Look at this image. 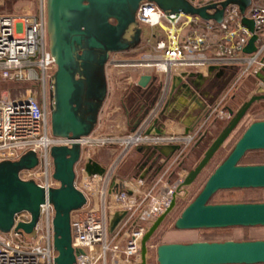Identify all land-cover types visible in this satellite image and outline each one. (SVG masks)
I'll list each match as a JSON object with an SVG mask.
<instances>
[{"label": "water", "instance_id": "obj_1", "mask_svg": "<svg viewBox=\"0 0 264 264\" xmlns=\"http://www.w3.org/2000/svg\"><path fill=\"white\" fill-rule=\"evenodd\" d=\"M147 2L157 5L170 20L186 16L218 24L224 22L227 9L236 6L241 15V26L251 34L243 52L246 55L258 52L259 35L256 33L255 22L246 15L253 0H219L203 5H197L191 0H45L47 45L56 64V70L49 79L53 136L80 140L97 130L109 95L107 65L112 55L128 53L141 46L145 31L138 20V11ZM227 67L210 66L208 77L201 72L174 75L170 80V93L179 91L196 99L203 95L200 87L209 81V75L215 71L221 75ZM256 77L261 82L259 93L252 95L237 109L226 107L228 122L207 147L200 161L187 172L166 211L146 231L141 243V264L149 263L150 243L175 210L181 194L197 182L253 106L264 102V67L256 73ZM156 80L151 75H143L137 85L140 89H147L149 83L155 85ZM163 89L164 83L159 84L151 105L141 107L131 133L136 132ZM223 90V86L217 89L214 98L208 104H200V109L207 111ZM169 105L170 100L146 135L164 134L160 119L164 118ZM204 140L205 136L195 147ZM136 150L142 155L139 169L143 170L151 162L148 170H154L156 177L181 150V146H138ZM256 151H264V121H256L245 130L227 158L176 220L175 229L264 227V202L211 204V200L220 191L264 189V164H241L249 153ZM51 156L54 163L53 177L60 186L47 191L35 180L20 177L22 171L37 168L39 158L35 152L29 151L15 161L0 162V232H11L16 215L26 211L31 214V221L18 224L15 231L28 238H35L41 206L48 201L55 210L53 233L57 257L54 264H77V256L84 251L73 247L71 219L72 214L83 209L88 202L84 192L76 185V166L81 159L82 148L78 143L72 147H54ZM162 158L164 161L160 163ZM85 172L90 177H104L107 168L90 158L85 165ZM112 185H115V180ZM121 188L124 189V186L121 185ZM127 215L128 211L123 210L111 216V234ZM156 254L158 264H264V240L162 244L158 246Z\"/></svg>", "mask_w": 264, "mask_h": 264}, {"label": "built area", "instance_id": "obj_2", "mask_svg": "<svg viewBox=\"0 0 264 264\" xmlns=\"http://www.w3.org/2000/svg\"><path fill=\"white\" fill-rule=\"evenodd\" d=\"M27 7L29 11L37 10V15L27 13L16 17L0 13V69L5 71L4 76L8 78L14 79L17 76L33 78L34 71L31 68L38 66L42 71L43 88L46 90L49 79L56 70V64L47 45L45 0H27ZM246 15L255 22L256 33L259 35V49L253 55H246L243 52L251 34L241 26V15L236 6L227 9L225 20L221 24L191 17L196 20L195 27L198 28L183 37L182 30L176 29V27L180 23L184 26L182 21L188 17L180 16L170 20L157 5L144 3L138 11V20L144 31L151 33L152 37L156 38L154 49L160 54L158 57L150 59L153 63L151 65L147 63L148 56H145L140 63L132 64V62L114 59L115 54L109 60L107 71L108 68L119 69L126 66L151 67L155 68L158 73L166 74L167 79L171 80L174 75L207 72L210 66L245 63L244 73L231 84V88H235L244 74L250 72L249 70L255 65H260V68L254 74L264 67V0H253ZM154 28L159 29V34L152 33ZM210 36L217 37V40L211 41ZM160 64L166 65L167 69L159 71ZM169 91L168 84L136 132L124 142L120 141L125 146L123 155L114 162L110 169H107V174L104 177L88 176L85 172V165L90 158H93L95 150L105 146L119 145L115 139L102 137L98 133V128L90 136L80 140L53 136L50 109L47 104L42 105L33 96L9 98L0 95V162L15 161L29 151L35 152L39 158L37 168L22 171L20 177L24 180H35L47 191L60 186L53 177L54 163L51 150L54 147H72L78 143L82 148V156L76 166L77 187L79 176L82 177L83 182L99 178L102 179L104 185L103 194L108 192L113 195V193H119L122 190L121 185L125 188V183L120 184L114 172L124 162L132 148L180 145L181 150L153 178L151 183L153 187L147 195L149 197L159 185L164 184L167 177L173 175L172 168L185 155L188 147L207 134L209 122L220 107L225 106L226 109L223 102L228 98L226 93L225 96L223 95L224 97H219L212 106H209L194 131L186 136L146 135L147 130L153 126L154 121L163 112ZM113 180H115V185H112ZM182 181L180 176L173 185L165 184L161 189V194L153 199V206L148 211L149 216L145 220L148 223L147 226L134 223V226L125 231V227L129 224L130 212L128 210H132L136 205L135 201L129 198V203L126 202L123 206V210L128 211V215L113 234L109 232L110 218L114 214L111 207L106 206L104 202L102 207L98 208L97 203H93L90 196L81 189L88 202L83 209L74 212L71 219L73 247L84 251L83 254L77 256V264H141L142 239L152 223L169 207L172 197ZM121 193V200L124 202L126 201L125 193L132 197L129 190L125 192L123 189ZM54 216L53 205L46 201L41 206V217L36 227V237L28 238L26 235L17 233L15 228L20 223H29L32 218L31 214L26 211L17 214L11 232H0V264H54L57 257L54 248Z\"/></svg>", "mask_w": 264, "mask_h": 264}, {"label": "rangeland", "instance_id": "obj_3", "mask_svg": "<svg viewBox=\"0 0 264 264\" xmlns=\"http://www.w3.org/2000/svg\"><path fill=\"white\" fill-rule=\"evenodd\" d=\"M199 5L207 4L209 2L206 0H192ZM0 13H5L9 15H14L20 17L27 13H31L34 16L37 15V10L29 11L27 7V0H2L0 2ZM182 23L186 24L185 19ZM194 24L192 28L190 26H183L181 23L176 29L182 30V36L186 37L189 32L192 30H197L198 27H195ZM167 28L169 26L165 24ZM160 32L158 28H154L152 33ZM159 34V33H158ZM152 34L145 32L143 42L141 46L128 53H119L116 54L113 58L119 59L122 61L132 62H141L144 60L145 56H148V64H153L150 59L158 57V53L155 47V41H151ZM217 37L210 36L211 41H215ZM154 45V46H153ZM254 68V67H253ZM251 68L248 72L251 74L246 80L241 84L237 83L235 88H231L230 85L228 88L222 91L220 97L225 96L226 93L228 98L224 99V104L231 106L235 109L241 106V104L248 100L252 95L259 93L260 81L254 75V71ZM33 69V78L23 76H17L14 79L5 77V71L0 69V95L7 96L9 98H18V97H27L33 96L44 105L50 106L49 101V85L46 90L43 88L42 82V71L38 66H34ZM116 70V69H115ZM118 70V81L119 85L114 87L113 91L111 90V97L109 102L105 103V110L103 111L102 120L100 128L98 129L99 135L107 139H115L121 148L124 151L125 146L120 143L128 139L131 134L128 131H122V125L125 121V109L132 113L137 114L140 112L141 107L144 105L147 100L146 92L138 90L137 80L139 74H149L156 76V78L163 79L166 74L158 73L155 68H137L132 66L121 67ZM244 73V70L241 71ZM109 74H112L111 69H109ZM245 75V74H244ZM111 80V79H110ZM130 83V84H129ZM136 83V85H135ZM163 81H159V84H162ZM131 93V94H130ZM129 94V95H128ZM150 96V95H148ZM223 96V97H224ZM133 99L132 101H130ZM219 97L216 99V101ZM130 101V102H129ZM215 101V102H216ZM214 102V103H215ZM213 103V104H214ZM133 105V106H131ZM50 109V107H49ZM50 111V110H49ZM223 111V113H222ZM133 116V115H132ZM229 119V113L224 107H220L218 112L215 113L211 121L209 122L207 134H205V140L198 147L196 146V141L193 142L187 149L185 155L178 161L175 166L172 168V173L170 177H167L164 181V184L159 185V187L153 192L151 196H147L150 189L153 185L144 191L143 187H139L141 184V175L139 171H135L134 175L129 176V173L122 175L123 171L122 163L114 172L117 180L120 181V184L127 183V188H124L126 192L128 189L137 190L135 196L131 197L128 194L126 195V201L121 200V191L119 193L109 194L108 192L104 193V185L102 179L95 180H85L82 181V177L79 176L78 187L80 190H84L91 198V201L97 205L98 208H101L105 202L106 206L111 207L112 212L122 211L124 205L127 202L129 203V198L135 201L136 205L132 210H128L130 215L128 217L129 224L125 227V231L134 226V223L138 225L147 226L148 223L146 220L149 216L148 211L151 210L153 206V199L158 197L161 193V189L165 184L173 185L177 182L181 176L182 179L187 175V172L192 169L202 158L205 150L213 141V139L218 135L222 128L226 125ZM256 121H264V102L257 103L253 106L251 111L248 113L243 122L239 125L237 130L233 133L230 139L226 142L223 149L216 155L210 166L203 172L197 182L190 188L187 189V192H183L177 201V206L175 210L168 216L167 220L163 223L161 228L157 231L153 237L150 245V259L148 264H158L157 262V248L162 244H171V243H193V242H226V241H254V240H264V227H251V228H226V229H203V230H186L180 231L176 230L174 225L176 220L180 217L184 209L196 198L199 192L202 190L204 184L208 178L213 174L216 168L227 158L231 150L233 149L236 142L243 135L245 130ZM121 125V126H120ZM108 146L99 148L95 150V153L99 151H104ZM131 150H134L132 148ZM112 163V162H111ZM242 165H257L264 164V151H256L249 153L242 161ZM124 176V177H123ZM167 181V182H166ZM151 181L148 180L146 184H150ZM143 184V183H142ZM126 185V184H125ZM148 187V186H147ZM127 189V190H126ZM137 196V197H136ZM147 196V197H146ZM95 199V200H94ZM251 202H264V189H242V190H227L220 191L212 200L211 204H224V203H251ZM111 212V213H112ZM148 213V214H147ZM144 220V221H143ZM110 259V255H109Z\"/></svg>", "mask_w": 264, "mask_h": 264}, {"label": "crops", "instance_id": "obj_4", "mask_svg": "<svg viewBox=\"0 0 264 264\" xmlns=\"http://www.w3.org/2000/svg\"><path fill=\"white\" fill-rule=\"evenodd\" d=\"M1 1L2 0H0V2ZM206 1L209 2L210 0H206ZM185 22H186V24L184 26H186V27L190 26V28H192V27H194L193 25L195 24L196 20L191 19V17H188L185 19ZM152 39H153V40H151L152 42L156 41V38L153 37ZM225 66H228V67L225 69L223 74L219 75V71H215L214 73L209 75V81H205L204 83L201 84L200 93H202L203 95H199L198 97H196V99H194L192 97L185 96L183 92L175 91L171 94L169 91L167 101L170 100V105H169V108L166 110V113L164 114V118L160 119V125H163V131H164L163 135L173 134V135H178V136L183 137V136H186L187 134L191 133L192 131H194V129L197 127L201 117L206 112V111L204 112L200 109V104H202V105L208 104L210 102V100H212L214 98V96L217 93L216 84L222 85L224 87V90L228 89V87L232 83H234L235 80L239 79L238 77L242 74L241 71L246 68L245 63H241L239 65H230L229 64V65H225ZM259 68H260V65H255V67L251 71L252 72L254 71V73H255V71H257ZM109 69H111L112 74H109ZM201 73H203L204 75H206V77H208L207 72H201ZM119 74H120V72H119ZM119 74H118L117 69L115 70L113 68H108L107 76H108V82H109V95H108L106 102H109V98L111 97L110 95L112 93L111 90L113 91L114 87H117V85H119V81H120V80L118 81ZM143 75H149V74H142V73L139 74L137 82L139 81L140 77H142ZM249 76H251V74L246 73L240 79V81L238 83L241 84ZM253 76H256V74H254ZM152 77H156V76H152ZM167 78L168 77L166 75L163 79H160V77H159L154 82L155 85H152L149 83V85L147 86V89L146 88H142V89L139 88L138 90H142V91L146 92V94H147L146 98H148V95H151V94L155 95L156 94V92L154 90H155V87L159 86V81H163L164 88L168 84L170 86V79H167ZM212 83L215 86L211 87ZM135 85H136V83H135ZM132 100L133 99H131L130 101H132ZM144 105L146 107H148V101L147 100L145 101ZM105 106L106 105H104L103 110H102L101 115H100V121H99L98 129L100 128L102 115H103V111L105 110ZM131 106H133V105H131ZM137 114L136 113L132 114L125 109V115H124L125 121H124L122 126L120 125L122 127V131H128L129 130L128 133H131L133 123H134V120H135ZM122 155H123V150H121L120 146L119 145H112V146L105 148V150L102 152L99 151L98 153H95L93 155V159L98 161L101 165H103L107 169H110L112 167V165L114 164V162L117 159L121 158ZM141 159H142V155L137 152L136 148L134 150H130V152L126 155L124 162L122 163V165H123L122 168H125V169H123L121 174L125 175V177H126L127 173H129V176H131V175H134L135 171H139L138 174L141 175V178H140L141 184L139 185V187L144 188V191L142 192V194H143L145 191H147V189L150 187L152 181L154 180L153 179L154 178V170H151V171L148 170L150 165H151V162H149L148 165L143 170H140L138 165H139ZM162 160H163V158L159 162L161 163ZM142 177H144V179ZM148 180L151 181V183L146 184V186H145L144 184L147 183ZM125 187L127 188V185H125ZM128 190H129V194L132 195V197L135 196L136 192H138L137 190H133V189H128Z\"/></svg>", "mask_w": 264, "mask_h": 264}, {"label": "flooded vegetation", "instance_id": "obj_5", "mask_svg": "<svg viewBox=\"0 0 264 264\" xmlns=\"http://www.w3.org/2000/svg\"><path fill=\"white\" fill-rule=\"evenodd\" d=\"M213 86H215V85L212 83V84H211V87H213ZM216 87H217V89H220V88L222 87V85H217V84H216ZM157 88H158V87H155V90H154L155 92H156ZM154 94H155V93H154ZM153 97H154L153 94H151L150 96H148V98H147L148 105L151 104Z\"/></svg>", "mask_w": 264, "mask_h": 264}, {"label": "bare ground", "instance_id": "obj_6", "mask_svg": "<svg viewBox=\"0 0 264 264\" xmlns=\"http://www.w3.org/2000/svg\"><path fill=\"white\" fill-rule=\"evenodd\" d=\"M159 71H164V70H166L167 69V66L166 65H164V64H160V66H159ZM95 179H97V178H95ZM95 179H93V180H95ZM92 180V181H93ZM126 185H127V183H126Z\"/></svg>", "mask_w": 264, "mask_h": 264}, {"label": "trees", "instance_id": "obj_7", "mask_svg": "<svg viewBox=\"0 0 264 264\" xmlns=\"http://www.w3.org/2000/svg\"><path fill=\"white\" fill-rule=\"evenodd\" d=\"M151 104L148 105V107L150 106Z\"/></svg>", "mask_w": 264, "mask_h": 264}]
</instances>
